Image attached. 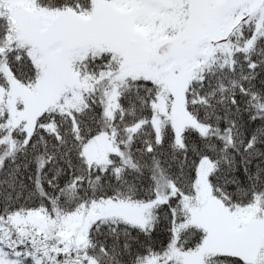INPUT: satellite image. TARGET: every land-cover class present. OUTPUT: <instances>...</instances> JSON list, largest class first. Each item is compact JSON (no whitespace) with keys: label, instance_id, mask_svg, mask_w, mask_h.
Listing matches in <instances>:
<instances>
[{"label":"snow or ice","instance_id":"1","mask_svg":"<svg viewBox=\"0 0 264 264\" xmlns=\"http://www.w3.org/2000/svg\"><path fill=\"white\" fill-rule=\"evenodd\" d=\"M0 264H264V0H0Z\"/></svg>","mask_w":264,"mask_h":264}]
</instances>
